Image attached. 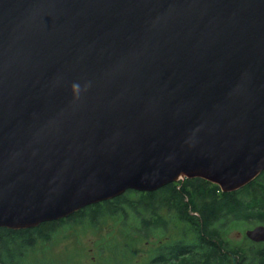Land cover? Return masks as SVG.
<instances>
[{
    "label": "water",
    "instance_id": "95a60500",
    "mask_svg": "<svg viewBox=\"0 0 264 264\" xmlns=\"http://www.w3.org/2000/svg\"><path fill=\"white\" fill-rule=\"evenodd\" d=\"M263 171L264 0H0V227Z\"/></svg>",
    "mask_w": 264,
    "mask_h": 264
},
{
    "label": "trees",
    "instance_id": "16d2710c",
    "mask_svg": "<svg viewBox=\"0 0 264 264\" xmlns=\"http://www.w3.org/2000/svg\"><path fill=\"white\" fill-rule=\"evenodd\" d=\"M184 181L168 183L155 191L128 189L112 199L36 227H0V264H24L26 251L39 240H49L59 226L72 220L81 221L87 215L96 219L100 212L124 214L126 219L134 215L141 222L139 229L143 228L146 235L154 230H166L169 223L160 213L163 207L175 209L193 236L159 242L150 264H264V241L249 238L255 243L251 247L233 246L224 239L228 230L241 222L264 225V171L231 192H223L219 185L199 177Z\"/></svg>",
    "mask_w": 264,
    "mask_h": 264
},
{
    "label": "rangeland",
    "instance_id": "374dc122",
    "mask_svg": "<svg viewBox=\"0 0 264 264\" xmlns=\"http://www.w3.org/2000/svg\"><path fill=\"white\" fill-rule=\"evenodd\" d=\"M184 179H180L181 183H185ZM160 213L168 220V228L154 230L148 235L143 228L139 229V218L131 214L126 219L124 214L100 212L96 219L87 215L81 221L72 220L59 226L49 240H39L28 249L23 263L150 264L159 242L193 236L175 209L163 207ZM251 224L241 222L236 228L228 230L224 239L233 246L252 247L255 243L245 234L247 229L254 227Z\"/></svg>",
    "mask_w": 264,
    "mask_h": 264
},
{
    "label": "clouds",
    "instance_id": "9594fccd",
    "mask_svg": "<svg viewBox=\"0 0 264 264\" xmlns=\"http://www.w3.org/2000/svg\"><path fill=\"white\" fill-rule=\"evenodd\" d=\"M72 87L77 93L79 92L80 86L78 84H73Z\"/></svg>",
    "mask_w": 264,
    "mask_h": 264
}]
</instances>
